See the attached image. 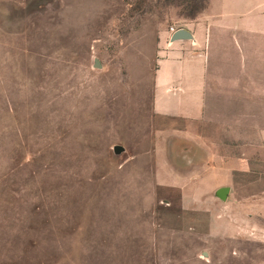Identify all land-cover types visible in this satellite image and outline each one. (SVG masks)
<instances>
[{"label":"rangeland","instance_id":"obj_1","mask_svg":"<svg viewBox=\"0 0 264 264\" xmlns=\"http://www.w3.org/2000/svg\"><path fill=\"white\" fill-rule=\"evenodd\" d=\"M207 2L0 0V264H264V181L251 208L157 182L183 171L155 71ZM230 2L264 27V0Z\"/></svg>","mask_w":264,"mask_h":264},{"label":"crops","instance_id":"obj_2","mask_svg":"<svg viewBox=\"0 0 264 264\" xmlns=\"http://www.w3.org/2000/svg\"><path fill=\"white\" fill-rule=\"evenodd\" d=\"M207 1L178 28L190 37L170 39L155 71L150 108L165 123L155 150L180 160L183 171L174 168L157 182L251 208L242 191L264 181V50H253L264 45V27L230 0Z\"/></svg>","mask_w":264,"mask_h":264},{"label":"water","instance_id":"obj_3","mask_svg":"<svg viewBox=\"0 0 264 264\" xmlns=\"http://www.w3.org/2000/svg\"><path fill=\"white\" fill-rule=\"evenodd\" d=\"M189 37H190V35H189V33L186 30H184V29H178L177 31H175L171 35V38L170 39L172 41H175V40H179V39H187ZM226 193H227V190L226 189H223V190H221L219 192V195L218 196L220 197V199H225L224 196H223V194H226Z\"/></svg>","mask_w":264,"mask_h":264},{"label":"built area","instance_id":"obj_4","mask_svg":"<svg viewBox=\"0 0 264 264\" xmlns=\"http://www.w3.org/2000/svg\"><path fill=\"white\" fill-rule=\"evenodd\" d=\"M175 31H176V29H174L173 27L170 28V32H171V34H173Z\"/></svg>","mask_w":264,"mask_h":264}]
</instances>
